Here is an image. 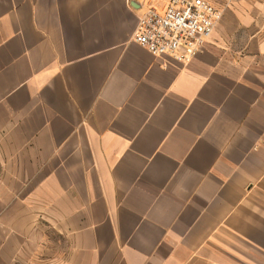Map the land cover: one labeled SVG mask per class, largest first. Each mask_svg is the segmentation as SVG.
I'll return each instance as SVG.
<instances>
[{
  "label": "crops",
  "instance_id": "1",
  "mask_svg": "<svg viewBox=\"0 0 264 264\" xmlns=\"http://www.w3.org/2000/svg\"><path fill=\"white\" fill-rule=\"evenodd\" d=\"M209 1L182 63L167 0H0V264H264V0Z\"/></svg>",
  "mask_w": 264,
  "mask_h": 264
},
{
  "label": "built area",
  "instance_id": "2",
  "mask_svg": "<svg viewBox=\"0 0 264 264\" xmlns=\"http://www.w3.org/2000/svg\"><path fill=\"white\" fill-rule=\"evenodd\" d=\"M222 18L209 0H167L163 12L149 7L133 40L156 57L188 63L202 50Z\"/></svg>",
  "mask_w": 264,
  "mask_h": 264
},
{
  "label": "rangeland",
  "instance_id": "3",
  "mask_svg": "<svg viewBox=\"0 0 264 264\" xmlns=\"http://www.w3.org/2000/svg\"><path fill=\"white\" fill-rule=\"evenodd\" d=\"M160 12H163V11H160Z\"/></svg>",
  "mask_w": 264,
  "mask_h": 264
}]
</instances>
